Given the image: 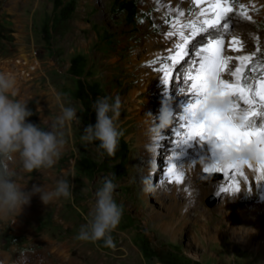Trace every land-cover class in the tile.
<instances>
[{"label": "rangeland", "instance_id": "rangeland-1", "mask_svg": "<svg viewBox=\"0 0 264 264\" xmlns=\"http://www.w3.org/2000/svg\"><path fill=\"white\" fill-rule=\"evenodd\" d=\"M182 2L0 0V62L6 61L19 75L17 98L28 100L34 113L27 119L49 130L61 113V104L75 107L81 118L80 124L73 122L68 143L53 168L26 173L18 159L9 162L25 190L36 184L52 191L60 179H67L74 188L71 199L61 197L48 205L36 194L15 224L0 223V264H33L21 259L30 252L37 253L40 264H70L69 259L76 261L73 264L104 260L106 264H264V180L247 173V180L204 173L203 168L212 162L208 144L198 147L199 138L179 146L175 143L178 118L191 102L183 83L189 64L181 61L172 68L174 76L180 71L181 79L168 85L163 83L161 69L171 65L167 57L174 52L170 50L182 42L179 31L190 35L189 21L199 27L212 18L210 12L201 16V6L192 0ZM232 6L229 35L244 42V51L233 52L234 56L256 53L252 65L257 71L249 75L259 79L264 74V0H235ZM241 12L252 20L244 19ZM171 32L176 35H168ZM204 42L207 35L201 33L195 47ZM76 56L80 57L79 76L69 69ZM190 59H198L192 48L185 60ZM78 79L85 90L86 85H97L98 94L84 91V98L78 97ZM135 90L140 93L135 95ZM101 96H118L122 101L118 123L126 145L118 146L112 157L101 156L93 143L80 140L84 127L96 122L92 105ZM162 103L173 111L175 120L158 132L155 119L146 114L158 116ZM173 151L177 153L174 162L184 173L182 183L166 174L167 157ZM111 176L117 183L114 198L123 206L121 222L112 233L116 247H106L102 240L77 241L80 225L94 207L95 191ZM232 180L239 182L240 191L231 192ZM222 187L230 191L220 192ZM184 204L190 208L184 212L187 223L181 224L175 218ZM168 220L177 228L173 235L163 230L161 223ZM244 237L248 248L239 243Z\"/></svg>", "mask_w": 264, "mask_h": 264}, {"label": "clouds", "instance_id": "clouds-1", "mask_svg": "<svg viewBox=\"0 0 264 264\" xmlns=\"http://www.w3.org/2000/svg\"><path fill=\"white\" fill-rule=\"evenodd\" d=\"M17 76L10 71H0V223L12 225L29 206L34 195L39 194L43 204L48 205L58 198L71 199L73 184L67 179H60L52 191H45L44 186L33 184L30 190L21 185L17 172L9 166V162H20L24 172L47 170L54 167L63 154L71 133L73 122L81 123L77 109L61 104V113L50 126L49 130L30 122L27 118L34 113L28 107V100H21ZM232 96H221L214 79L207 81V90L202 103L197 109L200 117L206 121L214 114H231L235 102ZM96 113L95 124H88L83 129L80 140L84 144L99 141L97 152L103 156H115L124 130L119 126L122 101L117 96L98 97L92 105ZM156 121V131H163L173 123V111L166 103H162L158 116L147 113ZM236 123H244L243 113H237ZM222 121L213 126L211 147L217 154L213 162L219 166H239L246 168L264 164V146L257 138L251 143L237 145L235 142H223L215 138L216 131ZM117 188L115 176L105 177L102 186L95 191L94 207L90 209L86 221L80 225L75 236L77 241L95 243L103 241L109 248H115L112 233L119 226L123 216V206L114 198ZM227 223V222H226ZM240 232L243 226H238ZM254 231V229L252 230Z\"/></svg>", "mask_w": 264, "mask_h": 264}, {"label": "snow or ice", "instance_id": "snow-or-ice-1", "mask_svg": "<svg viewBox=\"0 0 264 264\" xmlns=\"http://www.w3.org/2000/svg\"><path fill=\"white\" fill-rule=\"evenodd\" d=\"M192 3L196 5L207 3L209 9H202L200 15L207 16L210 12L212 18L204 19L199 27L196 23L189 21L187 26L192 29L190 35L179 31L182 42L177 43L175 48L170 50L174 52L167 57L171 65L164 64L161 69L164 73L163 83L168 85L174 79H181L180 71H177L174 76L172 68L180 65L181 61L189 64L187 70L183 72V83L187 85L186 91L193 96L192 101L178 118L181 123L178 129L174 130L175 135L179 137L175 141L176 145L188 144L196 138H199L201 143L207 142L211 145L212 128L217 121H222L215 134L217 140L221 142L228 140L239 145L251 143L253 138H257L264 146V75H261L259 79L249 75L257 71L256 66L252 65L256 53L235 56L230 54L244 51V42L235 34H232L231 39L226 43V36L230 34L233 26L230 14L234 12L232 4L235 0H192ZM240 7L243 9L244 5L241 4ZM241 16L246 20H252V16L247 12H241ZM201 33L207 35V42L196 48V38ZM168 35H176V33L171 32ZM190 48L194 50V56L198 59L185 60L189 57ZM233 61L238 62L235 67H233ZM261 71L264 72V66L261 67ZM209 79L216 81L221 96H232L236 99L232 105L231 114H214L210 120L206 121L200 117L197 109L202 103ZM249 80H253V83H249ZM181 91L185 89L182 88ZM241 112L244 114V123H236L235 114ZM176 156L177 153L173 151L172 155L167 157L166 174L172 181L182 183L184 173L174 162ZM216 159L217 154L211 147L212 162L203 168L204 173H227L230 178L233 175H239L245 180L248 179L244 168L233 165L222 167L213 163ZM247 168L258 172V179L264 180V164L253 166L249 163ZM232 185V193L240 191L238 181L232 180ZM229 191L227 187L220 189V192Z\"/></svg>", "mask_w": 264, "mask_h": 264}, {"label": "bare ground", "instance_id": "bare-ground-1", "mask_svg": "<svg viewBox=\"0 0 264 264\" xmlns=\"http://www.w3.org/2000/svg\"><path fill=\"white\" fill-rule=\"evenodd\" d=\"M150 1V0H149ZM152 1V0H151ZM174 2H175V0H174ZM181 2H182V0H181ZM183 4V2L182 3H179V5L181 6ZM200 6H201V10L203 9V10H207V9H209V7H207L206 5H205V3H202V4H200ZM231 39V36L230 35H227L226 36V43H227V41L228 40H230ZM150 51V50H149ZM230 54H232V55H234V53H230ZM233 62H235V64H234V67L236 66V64L238 63V62H236V61H233ZM0 67L1 68H3L4 69V71H10V72H13L16 76L18 75V73L17 72H15V71H13L14 70V68H12V67H9V65H8V63L6 62V61H4V62H0ZM264 75V74H263ZM19 76V75H18ZM260 78V77H259ZM17 79H18V77H17ZM18 84H19V81H18ZM148 83L146 82V84L145 85H147ZM138 93H140V91L139 90H135L134 91V94L136 95V94H138ZM191 95V98L189 99V101H192V96H193V94L191 93L190 94ZM238 99V98H237ZM242 103V102H241ZM243 106V105H242ZM202 118V117H201ZM175 120V119H174ZM173 120V121H174ZM203 143H207V142H203ZM195 144L198 146V147H200L201 145H202V143L198 140L197 142H195ZM208 144V143H207ZM208 150L209 151H211V145L210 144H208ZM210 156V155H209ZM207 158H208V156H207ZM210 158H211V156H210ZM208 162V161H207ZM155 164H156V162H155ZM153 169H154V167H153ZM152 169V170H153ZM244 171H245V173H247V174H254V175H256V176H259V173L258 172H255V171H253L252 169H248L247 167L246 168H244ZM262 198L264 199V192L262 193ZM222 206L224 207V208H227V205L224 203V204H222ZM190 207H189V205H187V204H184L183 206H181V207H178V211H179V216L177 217V218H175V220H176V222H178V223H181V224H185V223H187V218L185 217V215H184V212L187 210V209H189ZM170 212V211H169ZM170 216H171V219H174V213L172 212V210H171V212H170ZM173 222V221H172ZM159 223V222H158ZM162 227H163V230L166 232V233H171V235H173L172 233H173V231H175V229H177L176 228V226H174L173 225V223H171V221L170 220H168V221H165V222H163L162 221ZM160 226V225H159ZM240 243V245L242 246V248H248V247H250V244H249V241L247 240V239H245V237L244 238H242V240H241V242H239ZM80 248V253H82L83 252V248L81 249V247H79ZM130 250V249H129ZM93 251V250H92ZM91 251V252H92ZM131 253H133V252H131ZM84 254H90V253H84ZM129 254V253H128ZM130 255V254H129ZM91 256H93V255H91ZM104 256V255H103ZM20 258V257H19ZM125 258V257H124ZM22 260L23 259H29V260H32V263L33 264H40L41 263V258L39 257V256H37V253L36 252H30V253H24L23 255H22V258H21ZM104 259H106V258H104ZM132 258H130V260H131ZM110 260V259H109ZM75 261V260H74ZM73 261V259H69V263L70 264H73V263H75ZM107 263V261L106 260H104L103 262H102V264H106ZM90 264H94L93 262L92 263H90ZM97 264V263H96Z\"/></svg>", "mask_w": 264, "mask_h": 264}, {"label": "trees", "instance_id": "trees-1", "mask_svg": "<svg viewBox=\"0 0 264 264\" xmlns=\"http://www.w3.org/2000/svg\"><path fill=\"white\" fill-rule=\"evenodd\" d=\"M80 59V57L76 56L74 58H72V61L70 63V71H71V74L75 75V76H79V73H80V65L78 63V60ZM77 84H78V89L76 91V94L78 97H83V92L85 91L87 93V95H93V96H96L98 94V88H97V85H94V84H89V85H86L87 88L86 90L84 89V83L82 80L78 79L77 81ZM91 91V94H89L88 92ZM82 95V96H81ZM84 98V97H83ZM82 98V99H83ZM87 107H89V105H87ZM96 147L97 145L99 144V141H95V142H92ZM126 144L124 142V140L120 139V142H119V146L121 147H124ZM82 161V160H80ZM85 167H90V166H87L85 165Z\"/></svg>", "mask_w": 264, "mask_h": 264}, {"label": "water", "instance_id": "water-1", "mask_svg": "<svg viewBox=\"0 0 264 264\" xmlns=\"http://www.w3.org/2000/svg\"><path fill=\"white\" fill-rule=\"evenodd\" d=\"M213 202H214V198L212 197V198H210V201H209V205H211V204H213Z\"/></svg>", "mask_w": 264, "mask_h": 264}]
</instances>
